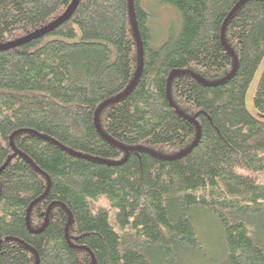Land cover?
<instances>
[{"label":"trees","instance_id":"16d2710c","mask_svg":"<svg viewBox=\"0 0 264 264\" xmlns=\"http://www.w3.org/2000/svg\"><path fill=\"white\" fill-rule=\"evenodd\" d=\"M132 1L141 73L98 117L127 152L94 116L137 71L128 0H78L52 31L0 50V264H264V118L245 105L264 57V0L227 21L226 82L221 30L241 0H161L180 26L159 46ZM71 3L0 0V46ZM174 71L197 79L174 78L171 104ZM252 105L264 116V68ZM196 126L194 147L164 159L193 144ZM199 216L214 222L219 260L202 248Z\"/></svg>","mask_w":264,"mask_h":264},{"label":"rangeland","instance_id":"374dc122","mask_svg":"<svg viewBox=\"0 0 264 264\" xmlns=\"http://www.w3.org/2000/svg\"><path fill=\"white\" fill-rule=\"evenodd\" d=\"M142 6L150 14L151 28L154 32L155 46H159L167 37L168 31L176 32L180 26V18L178 13L171 7L161 4V0H141ZM264 68V57L260 62L254 77L248 87L245 97V105L247 110L254 116L263 119L264 116H259L253 108L252 97L258 81V78ZM198 236L201 241L202 248L212 254L216 260H219L221 246L218 241V232L210 216H199L196 221ZM264 245V238H262ZM214 259V261H215ZM214 263H217L216 261ZM190 264H202L192 260ZM206 264V263H203Z\"/></svg>","mask_w":264,"mask_h":264},{"label":"water","instance_id":"95a60500","mask_svg":"<svg viewBox=\"0 0 264 264\" xmlns=\"http://www.w3.org/2000/svg\"><path fill=\"white\" fill-rule=\"evenodd\" d=\"M246 0H241L235 7L234 9L229 13L227 19L224 21L223 23V26H222V30H221V41L223 43V45L225 46L226 50L228 51V53L233 57V64H234V69L232 71V73L230 75H228L224 80H222L221 82H226L228 81L234 71H235V65H236V58L235 56L233 55V53L226 47V44H225V41H224V30H225V26L227 24V21L230 19V17L235 13V11L245 2ZM77 3H78V0H72V3L70 4L69 8L67 9V11L60 17L58 18L57 20H55L54 22H52L51 24H49L48 26L22 38V39H19L17 41H14V42H11L9 44H6V45H2L0 46V50H4V49H8V48H12V47H17L33 38H37V37H40L42 35H45L47 34L48 32L52 31L53 29H55L56 27H58L60 24H62L64 21H66L70 16L71 14L73 13V11L75 10L76 6H77ZM128 9H129V18H130V23H131V26H132V30H133V34H134V37H135V41L137 43V48H138V66H137V71H136V74L132 80V82L129 84V86L126 88V90L120 94L119 96H117L116 98L108 101V102H105L103 103L102 105H100L98 107V109L96 110L95 112V116H94V121H95V127H96V130L98 131L99 134H101L107 141L111 142L112 144H114L116 147L118 148H121L123 149L125 152L128 151L127 148H122L120 145L114 143L113 141H111L110 139H108L104 134L103 132L101 131L100 129V126H99V122H98V117H99V114L101 112V110L105 107H107L108 105H111L113 103H116L117 101H119L121 98H123L124 96H126L131 90L132 88L134 87V85L136 84V81L138 80L139 78V75L141 73V69H142V48H141V43H140V40H139V37H138V31H137V27H136V22H135V16H134V11H133V1L132 0H128ZM183 74H187V75H191L193 78H196V76L188 73V72H185V71H174L172 72L170 75H169V78H168V82H167V95H168V100L169 102L171 103L170 101V97H169V88H170V84H171V81L178 77L179 75H183ZM197 79V78H196ZM200 81V80H199ZM202 82V81H201ZM219 83V82H218ZM207 85V84H206ZM172 104V103H171ZM196 130H197V135H196V138L193 142V144L188 148L186 149L185 151L181 152L180 154L178 155H175L173 157H170V158H164V159H174L176 157H179V156H182L186 153H188L195 145L196 143V140L198 138V127L196 126ZM28 213H29V210L27 212V216H28ZM28 219V218H27ZM28 222V220H26Z\"/></svg>","mask_w":264,"mask_h":264}]
</instances>
